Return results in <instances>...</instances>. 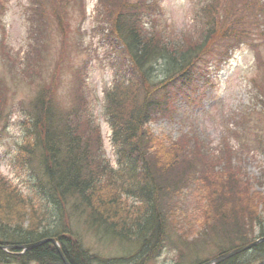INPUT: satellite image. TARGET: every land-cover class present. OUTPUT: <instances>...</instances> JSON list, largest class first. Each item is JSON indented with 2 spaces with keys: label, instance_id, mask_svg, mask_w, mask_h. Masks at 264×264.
<instances>
[{
  "label": "rangeland",
  "instance_id": "1",
  "mask_svg": "<svg viewBox=\"0 0 264 264\" xmlns=\"http://www.w3.org/2000/svg\"><path fill=\"white\" fill-rule=\"evenodd\" d=\"M2 1L0 11L5 12H0V41L4 39L9 54L3 53L0 46V86L2 98H6L3 111L0 110V182L24 199L25 206L4 191L0 192V198L11 200L10 204L19 213L36 211L44 219L45 228L66 232L86 251L90 257L88 264L143 262L140 241L117 240L99 227H90L88 213L76 205V199L63 200L49 191L35 192L34 182L42 176L35 160L24 153V147L31 142L26 133L27 120L32 100L49 83L62 34L50 28L47 69L43 79L36 76V81L30 84L28 79L32 73L21 75L19 72L20 58L29 50L30 28L39 24L48 26L50 17L48 13L29 10L30 0ZM205 1L208 0H163L167 28L175 34L185 31L191 40H200L193 19ZM62 4V13L58 12L66 15L69 28L65 36L69 49L59 65L57 105L64 113L75 107L76 72L82 71L78 103L99 131V135L90 136L92 151L98 152V155L93 153L94 158L101 157L118 172V154L112 142L105 101L106 93L114 84L115 70L111 65L114 53L105 40L106 27H101L99 15H108V9L97 0H72L71 3L65 0ZM259 45L242 46L221 65L213 62L204 66L205 70L195 76L192 90L186 89L175 96L170 90L171 106L176 105V109L170 117L151 125L155 134L163 135L161 139L166 142L154 155L156 163L173 161L171 158L176 155L169 149L172 146L180 150V158L181 150L192 145L187 142L192 137L198 138L201 147L195 150L194 156L192 153L188 157L197 169L189 171L187 182L181 185L182 191L172 196V202H161L167 236L161 242L160 251L147 256L144 264H203L239 245L235 243L263 239L262 227L256 220L251 222L256 215L261 223L264 221V104L259 102L264 90V44ZM175 165L185 169L179 162ZM121 201L126 204L125 209L143 208L139 200L128 195H121ZM262 255L244 254L237 263L264 264Z\"/></svg>",
  "mask_w": 264,
  "mask_h": 264
},
{
  "label": "trees",
  "instance_id": "2",
  "mask_svg": "<svg viewBox=\"0 0 264 264\" xmlns=\"http://www.w3.org/2000/svg\"><path fill=\"white\" fill-rule=\"evenodd\" d=\"M63 1L30 0L29 10L48 13L51 22L48 26L39 24L30 28L29 50L20 58L19 72L21 75L32 73L28 79L30 84L36 81V76L43 79L47 54L51 49L47 41L50 28H56L62 34L49 83L42 86L39 96L32 100L27 120L26 133L31 142L27 148L24 147V153L35 160L42 176L34 182V189L40 194L49 191L63 200L74 198L76 205L88 213L90 227H99L117 240L140 241L139 251L144 254V260L135 264H144L147 256L160 251L161 242L167 236L161 202H172V196L182 191L181 185L187 182L189 171L197 169L188 157L192 153L194 156L195 150L199 151L201 147L198 138L192 137L187 141L192 145L181 150L180 158V150L172 146L169 149L176 155L172 156L173 161L167 159L165 163H156L154 155L165 147V141L161 139L163 135L155 134L151 125L173 114L176 105L175 108L171 106L172 92L175 96L186 89L192 90L195 76L205 70L204 66L213 62L221 65L242 46L251 47L259 43L260 47L264 44V0L203 2L193 19L194 28L200 32V40L197 41L191 40L185 31L175 34L167 28L162 0H97L108 9V15H99L101 27H106L105 40L114 53L111 64L115 70L114 84L106 93L105 101L112 142L118 154V172L101 157L94 158L93 153L98 155V152L92 151L93 139L90 136L93 133L99 135V131L97 126L95 130L89 114L83 112L82 105L78 103L82 71L76 72L75 107L64 113L57 105L55 94L60 81L59 65L69 49L65 36L69 28L66 15H60ZM71 1L66 0V3ZM1 3L2 0L0 7ZM82 5L84 8L83 2ZM0 12L3 14L5 10ZM0 46L3 53L9 54L4 39ZM13 61L16 62L15 57ZM12 75H15L14 71ZM254 87L258 88L257 85ZM163 94L168 95L163 98ZM261 96L259 102L264 104V90ZM2 97L0 86L1 111L6 102ZM176 162L185 165V169L175 165ZM2 184L0 192L10 194L13 196L11 199H17L25 206L24 199ZM121 195L139 200L143 208L125 209ZM9 201L0 198V264H26L30 261L64 264L51 242L28 250H3L4 247L26 246L50 238L59 243L69 264H88L90 257L86 251L66 232L45 228L44 219L36 211L19 213ZM254 220L262 227L261 237L264 239V221L261 223L257 215L251 222ZM240 239L244 237L240 236ZM250 241L235 243L239 245L221 254L255 242ZM249 253L255 257L263 256L264 241L219 264H240L238 260ZM103 264H112V261Z\"/></svg>",
  "mask_w": 264,
  "mask_h": 264
},
{
  "label": "water",
  "instance_id": "3",
  "mask_svg": "<svg viewBox=\"0 0 264 264\" xmlns=\"http://www.w3.org/2000/svg\"><path fill=\"white\" fill-rule=\"evenodd\" d=\"M259 241H264V239H261ZM259 241H256V242H253L251 244H247V245H244V246H241V247H238V248H235L229 252H226L224 254H221L219 256H217L216 258L210 260V261H207L205 262L204 264H219L235 255H238L240 253H243L244 251H247L249 249H251L253 246H255L256 244L259 243ZM34 245H29V246H21V247H18V248H21V249H28V248H31L33 247ZM64 263L65 264H68L65 260H64Z\"/></svg>",
  "mask_w": 264,
  "mask_h": 264
},
{
  "label": "bare ground",
  "instance_id": "4",
  "mask_svg": "<svg viewBox=\"0 0 264 264\" xmlns=\"http://www.w3.org/2000/svg\"><path fill=\"white\" fill-rule=\"evenodd\" d=\"M46 242H51L53 245H54V247H55V250H56V252L58 253V255L60 256V258H61V260H62V262L64 263V260L69 264V262H68V260L65 258V256L63 255V253H62V251H61V247H60V245H59V243L54 239V238H50V239H45V240H42V241H39V242H37V243H34V244H31V245H34L33 247H36V246H38V245H40V244H43V243H46ZM26 246H29V245H26ZM18 247H21V246H14V247H2L3 248V250H12V249H17V250H28V249H30V248H28V249H21V248H18ZM33 247H31V248H33ZM57 264L56 262H48V263H46V264ZM65 264V263H64Z\"/></svg>",
  "mask_w": 264,
  "mask_h": 264
}]
</instances>
